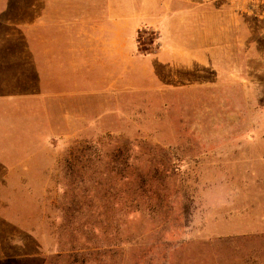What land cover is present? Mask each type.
<instances>
[{
    "label": "rangeland",
    "instance_id": "obj_1",
    "mask_svg": "<svg viewBox=\"0 0 264 264\" xmlns=\"http://www.w3.org/2000/svg\"><path fill=\"white\" fill-rule=\"evenodd\" d=\"M132 3L116 74L0 43V264H264V0Z\"/></svg>",
    "mask_w": 264,
    "mask_h": 264
},
{
    "label": "crops",
    "instance_id": "obj_2",
    "mask_svg": "<svg viewBox=\"0 0 264 264\" xmlns=\"http://www.w3.org/2000/svg\"><path fill=\"white\" fill-rule=\"evenodd\" d=\"M161 5L168 14L167 18L161 19L164 24L169 21L170 4L162 2ZM132 6L136 8L132 0H0V43H33L38 46L34 57L36 60L38 55L46 57L49 52L53 57L58 44H80L82 52L106 57L104 66L110 74H116L121 68L122 45L132 44V49L134 45L136 47L135 33L139 26L147 25L139 23L130 26ZM212 11L216 16L217 10L212 8ZM200 14L199 24L205 21ZM4 29L8 31L4 32ZM42 45L50 46L43 50ZM70 59L72 61L74 58L71 56ZM58 79L55 84L61 83L63 78ZM61 96L73 97L66 94ZM25 140L20 142L26 154V150H33V147L27 148ZM14 142L10 140L11 147H15ZM16 152V148H11L1 155L10 157L22 154ZM30 154L35 155V152L31 151Z\"/></svg>",
    "mask_w": 264,
    "mask_h": 264
}]
</instances>
